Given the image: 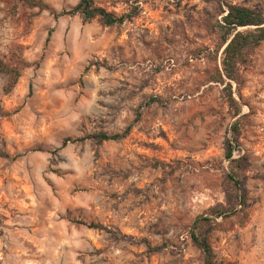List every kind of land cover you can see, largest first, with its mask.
Here are the masks:
<instances>
[{
  "label": "rangeland",
  "instance_id": "obj_1",
  "mask_svg": "<svg viewBox=\"0 0 264 264\" xmlns=\"http://www.w3.org/2000/svg\"><path fill=\"white\" fill-rule=\"evenodd\" d=\"M35 1L0 0V61L21 73L6 91L0 72V264H205L192 235L215 264H264V42L231 82L237 116L208 28L264 0H93L133 14L112 27L60 16L81 0Z\"/></svg>",
  "mask_w": 264,
  "mask_h": 264
},
{
  "label": "trees",
  "instance_id": "obj_2",
  "mask_svg": "<svg viewBox=\"0 0 264 264\" xmlns=\"http://www.w3.org/2000/svg\"><path fill=\"white\" fill-rule=\"evenodd\" d=\"M32 5V7H41V2L35 0H25ZM220 15H223L222 21L216 24L209 25L211 32L219 34V44L215 51H209L210 56L221 60L222 68H218L213 76L216 83L225 84V89L230 91L229 102L236 108V115H239L240 108L238 102L232 95L231 82L240 84L242 81L243 72L248 68L255 50L264 42V13L258 9H251L243 6H228L226 9H221ZM60 16H80L84 23H90L94 20H99L104 27H112L115 25H122L127 20L133 17V14L117 15L114 12H109L105 8L96 6L93 0H81L72 10L63 12ZM50 35L47 39L49 41ZM222 56L219 57L220 52ZM201 51L195 54L200 55ZM0 72L6 73L9 76V85L6 91L14 88L21 73L17 68H8L0 61ZM230 81V82H228ZM155 103L164 104V101L159 97H152L146 102L147 106ZM140 116V115H139ZM132 127L122 134L108 135L101 133L91 135L82 139H65L63 146L71 143L82 142L86 140H94L98 143L108 141H118L126 138ZM234 139L229 141L226 152V159L232 164V171L228 173L227 178L232 187L238 192H243V184L240 181V173L237 170L245 171L250 167V163L246 156H241L238 159L233 158L234 150L239 146V130L237 123L232 127ZM240 201L243 203L245 195L240 193ZM239 201V202H240ZM205 221H209L205 219ZM1 225V220H0ZM90 228L100 229L97 225H91ZM195 244L200 247L206 256L205 264H215L216 257L212 248L208 245L206 240H201L195 235H192Z\"/></svg>",
  "mask_w": 264,
  "mask_h": 264
}]
</instances>
